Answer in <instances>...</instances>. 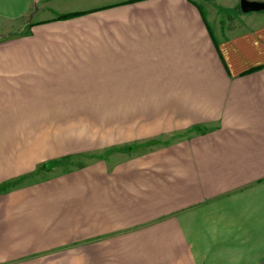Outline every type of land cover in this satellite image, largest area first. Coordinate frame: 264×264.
Masks as SVG:
<instances>
[{"label": "crops", "instance_id": "obj_1", "mask_svg": "<svg viewBox=\"0 0 264 264\" xmlns=\"http://www.w3.org/2000/svg\"><path fill=\"white\" fill-rule=\"evenodd\" d=\"M222 1L0 0V264H264V11Z\"/></svg>", "mask_w": 264, "mask_h": 264}, {"label": "rangeland", "instance_id": "obj_2", "mask_svg": "<svg viewBox=\"0 0 264 264\" xmlns=\"http://www.w3.org/2000/svg\"><path fill=\"white\" fill-rule=\"evenodd\" d=\"M211 1V0H210ZM233 1V0H232ZM235 1V0H234ZM251 1V0H250ZM240 2V0H239ZM222 3L224 4H232L231 3V0L229 2L226 1H222ZM240 10V5H239V8ZM17 32V31H16ZM15 32V33H16ZM20 32H17L16 34H18ZM14 34V33H13ZM152 144V143H151ZM155 144V143H154ZM133 149L135 150L136 149V146L133 147ZM139 149V147H138ZM116 150H111V151H108V152H105L102 156H107L108 154L114 152ZM95 157H99V156H96V155H89V156H80V157H77V158H71L69 159L68 161H65L63 163V166L62 168H58V169H61V170H58V172L60 171H63V169H73V168H76V167H80V166H83L85 164H87L91 159L95 158ZM56 170V169H55ZM46 172V171H45ZM48 174L47 173H41V172H37L35 175H32L31 176V179L27 180V182H31V181H35V180H38V179H41L43 177H47ZM27 182H24V183H27Z\"/></svg>", "mask_w": 264, "mask_h": 264}, {"label": "trees", "instance_id": "obj_3", "mask_svg": "<svg viewBox=\"0 0 264 264\" xmlns=\"http://www.w3.org/2000/svg\"><path fill=\"white\" fill-rule=\"evenodd\" d=\"M81 14H71V15H66V16H63L61 17V19H69V18H74V17H77ZM11 37V36H10ZM62 159H59V160H52V161H49V162H46L44 163L43 165L40 166V168L38 169V172H51L53 171L55 168L59 167L61 164H62ZM24 178H31L30 176L29 177H24ZM12 182L11 183H8V184H5L3 185L1 188H0V191H4L5 190V186H12Z\"/></svg>", "mask_w": 264, "mask_h": 264}, {"label": "water", "instance_id": "obj_4", "mask_svg": "<svg viewBox=\"0 0 264 264\" xmlns=\"http://www.w3.org/2000/svg\"><path fill=\"white\" fill-rule=\"evenodd\" d=\"M240 9L243 14L264 11V2L240 0Z\"/></svg>", "mask_w": 264, "mask_h": 264}]
</instances>
